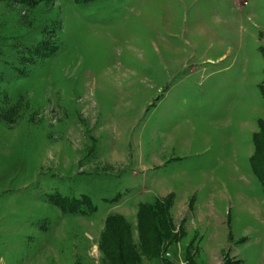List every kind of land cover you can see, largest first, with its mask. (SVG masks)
Wrapping results in <instances>:
<instances>
[{
	"label": "rangeland",
	"instance_id": "obj_1",
	"mask_svg": "<svg viewBox=\"0 0 264 264\" xmlns=\"http://www.w3.org/2000/svg\"><path fill=\"white\" fill-rule=\"evenodd\" d=\"M261 47L264 0H0V264H104L106 219L136 246L164 200L140 264H264Z\"/></svg>",
	"mask_w": 264,
	"mask_h": 264
},
{
	"label": "trees",
	"instance_id": "obj_2",
	"mask_svg": "<svg viewBox=\"0 0 264 264\" xmlns=\"http://www.w3.org/2000/svg\"><path fill=\"white\" fill-rule=\"evenodd\" d=\"M73 1L87 4L97 0ZM259 51L264 61V47H261ZM262 76L259 92L264 98V68ZM254 147L255 150L250 158V165L264 192V126L254 137ZM116 198L105 201L114 203ZM54 202L62 212L66 211L70 214L83 213L85 215L86 212L80 210V205H83L86 209L90 206L89 211L91 212L96 210L86 196L81 200L59 199ZM169 203V201L164 200L155 201L152 205L138 206L136 214L138 245L136 246L132 244L129 227L123 222L122 218L120 216L108 217L99 243L104 264H140L142 256L157 259L167 246L175 243L178 236L173 233V224L169 217Z\"/></svg>",
	"mask_w": 264,
	"mask_h": 264
}]
</instances>
